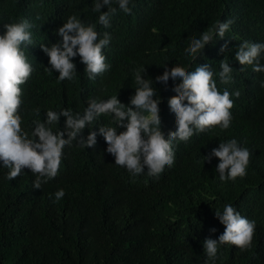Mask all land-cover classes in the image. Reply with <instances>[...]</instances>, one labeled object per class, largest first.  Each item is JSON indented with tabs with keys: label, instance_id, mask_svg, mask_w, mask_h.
<instances>
[{
	"label": "trees",
	"instance_id": "1",
	"mask_svg": "<svg viewBox=\"0 0 264 264\" xmlns=\"http://www.w3.org/2000/svg\"><path fill=\"white\" fill-rule=\"evenodd\" d=\"M93 3L0 0V35L5 23L26 19L33 25L34 44L25 52L34 71L21 86L19 110L25 131H31L33 120H46L49 109L83 113L86 97L118 96L128 105L138 87L135 73L145 68L142 78L152 79L161 97L159 115L167 135L176 130L168 100L176 95L173 88L180 80L169 79L167 86L155 82L164 65L169 70L179 65L188 71L199 64L211 65L221 93L225 88L240 92L239 98L231 96L234 119L227 130L216 127L194 135L186 144L179 142L176 164L165 166L163 178L160 173L144 183L140 175L133 177L116 165L114 156L106 151L99 127L116 124L104 115L91 125L97 133L95 146L81 148L75 142L66 146L59 174L41 189L33 187L35 176L28 169L11 181L6 179L9 170L0 161V264H205L203 242L206 238L218 240L223 234L225 226L215 211L222 213L225 204L254 220L256 231L247 251L221 246L216 264H264V73L235 59L242 42L264 43V0H130L131 14L113 4L118 11L108 29L91 21L95 19ZM71 15L95 24L101 38L106 31L111 35L104 48L111 67L95 83L90 84L85 69L77 71L73 81L63 82L57 80L54 70H46L51 66L40 45L62 41L57 29ZM228 19L233 23L223 40L217 36L196 61L185 54L192 37L199 38L203 31ZM225 42L230 50L220 53ZM79 58L74 57L73 63L82 64ZM223 59L233 68L234 83L228 85L221 84L218 77ZM260 63L264 64V54ZM157 69L160 71L155 73ZM37 107L39 117L33 112ZM65 120L61 116L53 131H63ZM88 134L86 127L83 135L87 138ZM233 138L240 145L248 142L252 156L246 177L222 183L215 171L219 159L213 157L209 163L203 156L221 141ZM59 189L65 196L56 201L54 194ZM213 228L215 232L210 231Z\"/></svg>",
	"mask_w": 264,
	"mask_h": 264
},
{
	"label": "clouds",
	"instance_id": "2",
	"mask_svg": "<svg viewBox=\"0 0 264 264\" xmlns=\"http://www.w3.org/2000/svg\"><path fill=\"white\" fill-rule=\"evenodd\" d=\"M114 3L119 10L131 14L130 0H94L92 11L95 19L91 21L106 29L111 28V19L118 11ZM104 8L107 11H102ZM232 23L231 19L218 22L203 31L199 38L192 37L185 54L196 61L198 56L203 55L206 45L215 43L217 36L221 40L225 38ZM3 27L5 32L0 35V161L9 170L6 174L9 181L28 169L35 176L33 187L41 189L43 184L59 174L66 146H72L73 142L81 148L95 146L97 133L91 130V125L102 115L112 117L116 124L115 127H99V133L107 143L106 151L114 156L116 165L126 168L133 177L140 175L141 183L147 181L149 176L161 173L163 178L166 175L165 166L170 168L177 162L175 149L179 142L186 144L194 135L216 127L221 131L227 130L234 119L230 111L234 106L231 96L239 98L240 92L236 90L230 93L225 88L221 93L214 79L217 74L211 65L199 64L194 71L179 65L169 70L164 65L163 74L157 76L155 82L167 86L169 79L180 80L173 88L176 95L168 100L170 111L175 114L176 130L167 135L162 131L159 115L161 97L157 96L158 90L153 86V80L142 78L145 68L135 73L138 87L128 105L121 103L118 96L108 99L86 97L88 104L83 113L65 108L57 109L58 112L49 109L46 111V120H33L31 131H25L19 110L23 103L21 86L34 71L25 52L29 45L34 44L31 32L33 25L24 19L5 23ZM57 34L62 37V41L58 40L51 46L40 45L51 66L46 70L51 73L54 70L58 74L57 80L73 81L77 71L81 73L85 69L84 73L91 84L110 69L108 51L104 49L111 41L109 32H104L101 38L95 24H85L76 15H71L57 29ZM226 50H230L227 42L219 51L225 53ZM262 54L264 43L244 41L239 45L235 59L242 66H253L254 72L264 73V64L260 63ZM77 55L82 64L73 63ZM31 60L33 62L34 54ZM220 68L219 82L223 85L234 83L233 68L226 60L220 62ZM159 71L157 69L155 73ZM261 86L264 87V81ZM33 112L37 117L41 115L39 107ZM61 116L66 117L64 130L53 131ZM86 127L89 129L87 138L83 135ZM251 156L249 143L240 145L233 138L221 141L217 148H213L203 158L209 163L213 157L219 159L215 171L223 183L246 177ZM54 195L58 201L65 196V191L59 189ZM215 216L225 226V230L218 240L206 238L203 242L205 264H216L218 250L223 245L235 246L241 252L249 250L256 231V222L242 216L231 204H225L222 213L215 211ZM210 231L215 232L216 229Z\"/></svg>",
	"mask_w": 264,
	"mask_h": 264
}]
</instances>
